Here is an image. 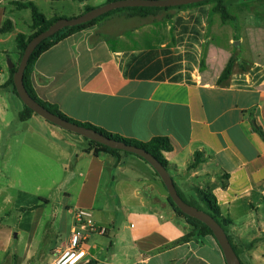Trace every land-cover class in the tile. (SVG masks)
I'll return each instance as SVG.
<instances>
[{"label": "crops", "instance_id": "1", "mask_svg": "<svg viewBox=\"0 0 264 264\" xmlns=\"http://www.w3.org/2000/svg\"><path fill=\"white\" fill-rule=\"evenodd\" d=\"M23 1L0 0V28L5 21L12 24L0 35V87L13 100L17 119L23 103L4 85L10 78L7 63L16 67L20 61L17 35L35 32L31 11L14 4ZM28 1L47 20L76 18L108 3ZM224 4L235 22L224 24L213 4L172 10L166 22L114 13L41 54L31 81L41 100L73 120L141 142L168 138L172 151L164 157L177 191L199 208L205 206L195 188L211 192L220 218L229 222L224 229L241 264H264V140L253 130L254 123L264 133V0ZM233 53L238 61L219 82ZM0 115L5 116L0 182L5 178L9 184L5 190L18 182L17 197L23 198L12 201L0 192L5 207L19 212L14 226L0 224V258L9 255L14 230L35 240L54 190L60 199L51 222L56 236L68 222L65 241L39 254V248L24 250L26 264H53L80 209L108 229L106 236L91 238V264H226L213 237L180 241L190 226L175 215L146 161L124 153L94 155L88 139L38 115L18 119L16 126L6 103ZM195 153L201 162L189 169ZM11 156L16 162H9ZM5 207L0 210L8 217L12 211L5 213Z\"/></svg>", "mask_w": 264, "mask_h": 264}, {"label": "trees", "instance_id": "2", "mask_svg": "<svg viewBox=\"0 0 264 264\" xmlns=\"http://www.w3.org/2000/svg\"><path fill=\"white\" fill-rule=\"evenodd\" d=\"M71 1H76L79 3H84L87 0H71ZM115 0H108L109 2H112ZM15 6L17 8H27L31 11V20H32V24H31V28L35 31L31 36L26 37L24 35H17L16 37V45L17 48L19 50L20 53V59L23 55V52L25 50V47L27 45V43L34 38L35 36H37L38 34L44 32L45 30H47L53 23H55L57 20L62 19V18H54L53 20H47L45 18V16L38 10V8L30 1L25 0L23 2H15L14 3ZM203 4H213V12L219 13L221 16V20L224 24L227 23H231V22H235V18L232 17L228 11L227 8L224 4V0H208V1H204V2H200V3H196V4H191V5H186V6H181V7H170V8H154V7H149V8H145V7H133V8H123V9H116L113 11H110L106 14L101 15L100 17L89 21L87 23L84 24H80L74 27H66L63 28L62 30H60L59 32H57L56 34H54L51 37H48L44 40H42L39 45L35 48V50L32 52L26 68L24 70V74H23V84L24 87L27 91V93L29 94V96L37 103L39 104L41 107H43L44 109H46L47 111H49L50 113H52L53 115L60 117L63 120H66L70 123L82 126L84 128L87 129H91L101 135H103L106 138L118 141V142H122L126 145H130V146H134L136 148H139L143 151H145L146 153H148L149 155H151L153 158H155L165 169H168L169 164L167 162V160L164 157V153L170 152L172 151V146L171 143L169 141L168 138L166 137H154L151 140L147 141V142H141V141H137V140H133V139H128V138H124L121 137L117 134H112L109 133L101 128H98L96 126H93L89 123H82L76 120H73L69 117H67L65 114H63L57 106L52 105L48 102H45L43 100H41L32 85V81H31V76L33 73V68H34V64L37 61V59L39 58V56L41 54H43L44 52H46L47 50H49L51 47L55 46L56 44H58L59 42L67 39L68 37L72 36L75 33H78L80 31H83L91 26H93L96 22L109 17L110 15L114 14V13H118V12H124L125 15L129 18L132 17H137L139 19H143V20H147L149 23H153V22H166L172 19L173 17V13L171 12L172 10L175 9H185V8H190V7H194V6H198V5H203ZM92 8H86L85 12L91 10ZM12 30V24L10 21H5L2 25V27L0 28V35L8 33ZM204 56V55H203ZM238 61L237 55L236 53H233V55L231 56L229 62L227 63L225 69L223 70V72L221 73L220 77H219V82L223 81L225 79H227V77L230 75L231 69L233 67V64L235 62ZM20 62V61H19ZM201 64L203 65V59ZM17 69L16 67H13L10 70V78L9 80L6 82V84L4 85L5 87H11L12 92L17 96L16 90L14 88L13 85V74L15 73ZM18 97V96H17ZM32 115H36L34 114L30 109H28L25 105H23V109L21 110V112L18 115V119L20 121H26L28 120ZM48 122V121H47ZM50 123V122H49ZM52 124V123H50ZM253 130L258 133L261 138L264 140V133L263 131L256 126L253 123ZM89 152H92L94 155H97L99 153H109L112 155H118L119 153H124V154H130V155H134L128 152H124V151H119V150H114V149H110L107 146H104L102 144H99L97 142L94 141H90L89 140V148H88ZM136 156V155H135ZM138 157V156H137ZM140 158V157H139ZM141 159V158H140ZM143 160V159H142ZM201 162V156L199 153H195L194 155V159L193 162L191 163V165L189 166V169L195 168L199 163ZM156 176H158V174L155 172ZM160 179V178H159ZM164 187V186H163ZM177 190V189H176ZM195 192L198 196V199L201 203L204 204L205 206V210H202L201 208H199L197 206L196 202H189L187 201L178 191V195L180 196V198L187 203L190 206H193L199 210H202L204 212H206L207 214H209L217 223H219L223 229L226 226V224H228L229 222L226 220H222L220 218V211H219V207L217 205V202L215 200V197L211 194V192L207 191V190H203V189H199V188H195ZM167 201L170 204V206L172 207V210L174 211L175 215L177 217H181L184 218L187 222V224L190 226V232L187 233L184 237H182L180 239L181 242L187 241L190 237L196 236V237H205V236H211L213 237L212 231L203 223L199 222L198 220L188 217L185 214H183L171 201L170 197L167 196ZM225 231V229H224ZM225 233L227 234V232L225 231ZM227 237L229 239V236L227 234ZM214 238V237H213ZM230 241V239H229Z\"/></svg>", "mask_w": 264, "mask_h": 264}, {"label": "water", "instance_id": "3", "mask_svg": "<svg viewBox=\"0 0 264 264\" xmlns=\"http://www.w3.org/2000/svg\"><path fill=\"white\" fill-rule=\"evenodd\" d=\"M204 1L208 0H115L104 4L103 6L93 8L76 18L59 19L55 23H53L47 30L38 34L27 43L23 55L20 59V62L17 66V69L13 74V85L16 90L17 96L21 100L23 105H25L34 114L38 115L44 120L66 131L82 136L90 141L97 142L99 144L107 146L110 149L134 154L146 161L158 174L173 204L183 214L198 220L212 231L213 237L223 253L226 264H241L223 227L219 223H217L209 214L193 206L188 205L180 198L177 193L174 182L170 177L167 169H165L155 158H153L151 155L139 148L106 138L91 129H87L82 126L70 123L66 120L61 119L60 117L53 115L52 113L41 107L39 104H37L29 96L23 84L24 70L32 52L42 40L53 36L63 28L74 27L80 24L87 23L100 17L103 14H106L116 9L133 7L170 8L196 4ZM8 66L11 69L14 67L10 63H8Z\"/></svg>", "mask_w": 264, "mask_h": 264}, {"label": "rangeland", "instance_id": "4", "mask_svg": "<svg viewBox=\"0 0 264 264\" xmlns=\"http://www.w3.org/2000/svg\"><path fill=\"white\" fill-rule=\"evenodd\" d=\"M8 65V63H7ZM18 66V65H17ZM18 106H20V101L19 99H15ZM6 103L7 104V110H8V120H12L14 121V124H20L18 119H17V114H16V109L14 107L13 104V100L8 98L7 95L5 94V91L2 90V88L0 87V110L2 105ZM13 126L11 127V131L13 130ZM16 158L14 157H10V161L9 162H16ZM3 164H5V116L4 118L1 117L0 115V170L3 168ZM4 171V177H5V168L2 169ZM25 183H23V185H28V181H23ZM32 184V183H29ZM9 184H5V178L3 180V182H0V192H3L4 196L6 194V197H9L10 200H14L17 201L23 198H18L17 197V190L20 187L18 182H14L12 185L13 188H6L5 190V186L8 187ZM44 186V184L42 185ZM49 199H50V204L49 205H45V210H44V218L43 220H41V224L39 225L38 229H37V233L35 236V240L33 241V239H31L32 237H30L29 234L26 233H21L18 235V232L16 230H14V233L17 234V238H15L12 243L11 246L9 248V255H16L18 256V258L14 261V259H11L8 256L1 257L0 258V264H26L25 260H24V250H29L30 248L36 249L39 248V250L37 251V254L41 253L42 251H46L47 248L51 245V243L54 242V244L59 243L60 241H65V233H68V222L66 223L64 221V230L65 233L61 234L60 236H56L55 231L56 230V225L52 224L51 221H53L52 219L54 218L53 214H54V209L59 207V193H55L54 190H52L49 194ZM204 205V204H203ZM5 207V204H3L2 199H0V207ZM9 208L10 211H12L11 206H6L5 207V213L8 211L7 209ZM1 209V208H0ZM202 210H205L204 208H201ZM18 214L19 212L17 211H12L10 216H5L4 212H1L0 210V224H2L4 227H12L14 226V224H16L17 219H18ZM51 218V219H50ZM2 219V220H1ZM69 221V217L68 220ZM56 224V223H55ZM66 224V225H65ZM66 226V227H65ZM56 241V242H55ZM48 257V256H46ZM30 264H36L35 262H32Z\"/></svg>", "mask_w": 264, "mask_h": 264}, {"label": "built area", "instance_id": "5", "mask_svg": "<svg viewBox=\"0 0 264 264\" xmlns=\"http://www.w3.org/2000/svg\"><path fill=\"white\" fill-rule=\"evenodd\" d=\"M108 229L96 224L88 210L80 209L74 214L67 246L57 252L53 264H91L90 252L95 248L93 236H106Z\"/></svg>", "mask_w": 264, "mask_h": 264}]
</instances>
